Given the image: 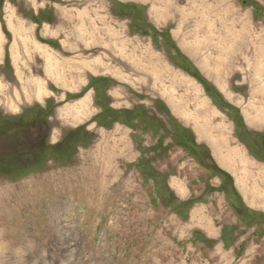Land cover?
Segmentation results:
<instances>
[{
	"label": "rangeland",
	"instance_id": "obj_1",
	"mask_svg": "<svg viewBox=\"0 0 264 264\" xmlns=\"http://www.w3.org/2000/svg\"><path fill=\"white\" fill-rule=\"evenodd\" d=\"M34 15L50 24L36 26ZM40 39L64 51L36 53ZM120 41L144 69L130 68ZM64 55L92 61L88 71L64 72L97 74L91 94L106 116L119 115L111 126L94 122L95 103L84 116L69 108L78 109L74 96L62 93L53 69ZM38 76L37 99L24 80ZM34 98L43 108L53 101L44 139L64 153L0 178V264H211L219 231L188 228L213 216L230 239L244 234L243 246L261 249L264 231L252 232L264 230V216L241 195L256 199L249 172L261 163L246 155L249 146L264 156V0H0V114L27 112L40 105ZM77 127L88 142L62 141ZM18 144L0 150V172L16 169L9 151ZM188 199H199L190 215L200 220L181 219Z\"/></svg>",
	"mask_w": 264,
	"mask_h": 264
},
{
	"label": "crops",
	"instance_id": "obj_2",
	"mask_svg": "<svg viewBox=\"0 0 264 264\" xmlns=\"http://www.w3.org/2000/svg\"><path fill=\"white\" fill-rule=\"evenodd\" d=\"M33 22L34 21H31V23H33ZM49 22L50 21H42L40 24H37V23H34V24H36V26H41L42 24H46V23L50 24ZM240 23H241V21H240ZM240 29H241V27H240ZM235 32L238 33L239 30H235ZM239 34L242 35L241 32H239ZM240 39H242V38H239V40L238 41L236 40V41L238 43H240L241 50H243V49L249 50V48L246 47V43L249 44V41L247 42L245 40V38H243L246 41V43H245L244 40L240 41ZM44 40H48V39H44ZM256 42H257V40H256ZM231 43H233V42H231ZM32 47L36 51V53H39V54L48 53V50H51V51H54L57 53L64 51V48L59 41L57 43L56 48H53L52 44H49V43H46L43 41H41V43L38 42V44H35L32 42ZM72 61L76 63V66L74 64L72 65ZM95 62H97V61H95ZM91 64H92V61H90V60L85 59L84 61H81L78 59V61L76 62L73 59H67L66 56L64 55V59L63 60H57V64L55 63L54 68H53L54 70L59 68L60 74H61V72L64 73L63 76H60V74L57 75V77L59 78V81L62 83L61 84V87H63L62 93H65V94L70 93L71 96L72 95L74 96L71 99L76 102V104H77L76 106L78 107V109H75V105H72V104L69 106V108L73 109V110L80 111L81 116H84L86 114L85 109H89L91 103H93V104L95 103L93 95L91 94L92 92L93 93L95 92V88H94V86H92L90 84H91L93 79L97 78V74L92 73V75H90L89 77L85 76L82 79V76L76 77L71 72H73L74 70H77V69L82 70L85 68H86V71H88L90 69ZM69 66L71 68L72 67H75V68L71 69V72H69V73L66 71L64 72V68H65V70L66 69L69 70ZM131 69L134 70L135 68L131 67ZM51 76H54V75H51ZM40 79H41V77L38 76L34 80H32L30 78L27 80H24L25 85L28 88L36 89V98L37 99L40 98V96L43 93V87H42V84L40 82ZM50 79H51V82H54V80L51 77H50ZM30 80L33 81L35 84H39L40 91H41V95L39 97H37L38 88L36 86H31V83H29ZM45 91L51 92L48 89H45ZM79 93H81V95L76 96ZM65 94H64V96H65ZM71 99L65 100L64 101L65 104H66V102L68 103V101ZM34 100H36V99L34 98ZM37 102L41 104L42 101L36 100L34 102H31V103L34 104ZM44 102H45V99H44ZM42 104H43V102H42ZM58 106L59 105L57 104L56 107H58ZM14 107H16L15 109L21 110V105H19V104L14 105ZM56 107H55V109H56ZM98 111L96 112V114L98 113ZM251 146H252V144L249 146L250 150H251ZM233 150L231 152L229 151V153L231 155L236 154L235 153L236 149H233ZM250 150L247 151L248 153L246 152V155L249 158H251L255 163H259V162L261 163L260 164L261 166L260 165L254 166L256 168L255 171H254V169H252L249 172V179H251L252 189L254 190V187H255V190H256L255 194H254L256 199L255 200L252 199L251 202L247 203L244 200L243 196L241 195V199H242L241 201L245 207L249 208L251 213L264 216V189L260 188V186H259L260 184H264V165L262 166V164H264V156L260 157V156L256 155L252 150L251 151ZM237 155L238 154H236V158H237ZM251 166L252 165H250L249 167H251ZM232 179H233V177H232ZM252 179L254 180V182L252 181ZM233 181H234V179H233ZM234 183H235V181H234ZM178 191H180V192L184 191L183 188L179 184H178ZM195 205L196 204H194L192 206V209L195 208L194 207ZM192 209H189V212H188L187 217L185 219V223L187 221L189 223V222H191L190 220H194V219L200 220L199 218H196V212H193L192 216L190 215V211ZM230 213L232 214L233 220L236 221L237 216L234 215V213H232V212H230ZM213 217H211L212 219L210 221H201L202 222L201 224H195V225H192L188 228L191 232L195 231L194 228L196 226H197V228L198 227H204L208 231H215V230L219 231L220 235L219 234L218 235L220 236V241L222 242V245L219 246L220 247L219 250L214 249L213 255H215V256H213V257L208 256L209 257L208 259H210L211 264H214V263H216V264H264V260H262V256L264 255V252L262 251L264 241H261L262 245L258 243V240H256L253 243V244H255L256 247H259L261 245V249H259V250L251 249L250 246L248 247V245L243 246L242 242L244 240V234H242V235L241 234H235V236H233V238L230 239V236L225 234L224 225H222L218 221H214ZM203 223L205 224V226L203 225ZM229 224H231V222H229ZM242 225L243 224H239L238 229H241ZM261 231H264V230H262V229L260 231L253 230L252 233H260ZM203 235H205L208 238L212 237V235L206 234L205 232ZM245 235L248 236L246 243L249 242L250 240L252 241V237L249 236V233H246ZM197 243H201V242L198 241ZM201 244L204 245L203 243H201ZM215 247H216V245L213 248H215ZM252 248H255V247L252 246ZM216 253H217V255H216ZM260 258H261V261H260ZM208 259H205V263H209Z\"/></svg>",
	"mask_w": 264,
	"mask_h": 264
},
{
	"label": "trees",
	"instance_id": "obj_3",
	"mask_svg": "<svg viewBox=\"0 0 264 264\" xmlns=\"http://www.w3.org/2000/svg\"><path fill=\"white\" fill-rule=\"evenodd\" d=\"M34 17L35 15L31 17L32 21L40 24L41 23L40 19H34ZM40 40L43 42L52 44L51 40H44V39H40ZM179 66L182 67L184 70L190 72L187 69V67H185L184 65H179ZM190 73L200 83L205 84V81L202 78H200L198 74H196L195 72H190ZM96 80L97 78L93 79L90 84L94 86L95 93L98 92L97 84L95 85L94 83L96 82ZM79 95H81V93L77 94L76 96H79ZM96 100H97V97H96ZM94 101H95V98H94ZM52 102L53 101H50L48 99L44 105L45 108H43L39 104H34L35 106L31 108L29 111L23 112L20 115L14 116V117L3 116L0 114V150L4 148L5 146H11L15 142L19 143L18 146L14 148L11 147L9 151L10 155H15V159L12 161V158H11L10 160L12 164H15L16 169L11 168V169L2 171L0 172V176L9 177L10 179H12L16 176H19L22 171L30 170V168L33 165H37V163H40V161L46 158L48 155L50 154L59 155L60 153H64L62 151L64 149H61L60 151L59 146H56V147L49 146V144L47 145L45 141V139H48L45 135L46 131L49 129L48 117L52 113V110L54 111V108L53 109L50 108V111H49V104H51ZM95 104L99 107V111L97 114L94 115L92 119L96 122L97 125H101L107 128L113 124L114 120L118 119L119 115L112 117V115L110 114L109 116H106V114H108L110 109L108 110V108H105L104 104H102L100 100L99 101L97 100V103ZM19 127H23V128L21 129ZM63 133L64 134L62 137V141L63 140L69 141L71 135L72 136L78 135L79 138L82 137V139H80L76 143H86L90 140V138L86 136L88 135L87 129H83L82 127H77L71 130L68 129L64 131ZM62 141L61 143L59 142L60 144L58 145H64ZM60 155L61 157H63V154H60ZM195 201H196L195 199H188L184 201L186 205L185 207L186 213L185 215L182 216L178 212V214L181 215V218L186 219L187 211ZM194 241L196 242L198 241V239L195 238Z\"/></svg>",
	"mask_w": 264,
	"mask_h": 264
},
{
	"label": "bare ground",
	"instance_id": "obj_4",
	"mask_svg": "<svg viewBox=\"0 0 264 264\" xmlns=\"http://www.w3.org/2000/svg\"><path fill=\"white\" fill-rule=\"evenodd\" d=\"M118 36V35H117ZM115 40V39H114ZM118 43H120L122 46H121V48H120V55H121V57L125 60V61H127V62H129V60H130V57H132L131 56V54L130 53H132V52H130V53H128L127 52V48L130 46V45H132L130 42H123V41H120V42H118ZM112 45V44H111ZM118 45V44H117ZM117 47V46H116ZM129 48H131V47H129ZM135 53V52H134ZM119 54V53H118ZM133 59H131V61H132ZM130 63V65H131V67H134V68H139V69H144V65H143V63L142 64H140V62H139V60L138 61H134L133 60V63L132 62H129ZM125 64V63H124ZM128 66V65H127ZM130 67V68H131ZM128 68V67H127ZM128 70V69H127ZM125 73V72H124ZM29 83H31V86H36L37 87V85L33 82V81H29ZM39 85V84H38ZM88 87V86H87ZM38 88V92H37V96L39 97V95H41V91H40V87H37ZM202 106L206 109L207 108V103L202 99ZM205 112V111H204ZM238 152V151H237ZM238 154H239V152H238ZM122 155V154H121Z\"/></svg>",
	"mask_w": 264,
	"mask_h": 264
},
{
	"label": "clouds",
	"instance_id": "obj_5",
	"mask_svg": "<svg viewBox=\"0 0 264 264\" xmlns=\"http://www.w3.org/2000/svg\"><path fill=\"white\" fill-rule=\"evenodd\" d=\"M33 243H35V242L33 241ZM17 251H18V255H20L22 257L24 255V253L27 251V249L21 248V249H18ZM29 255H30V253H29Z\"/></svg>",
	"mask_w": 264,
	"mask_h": 264
}]
</instances>
